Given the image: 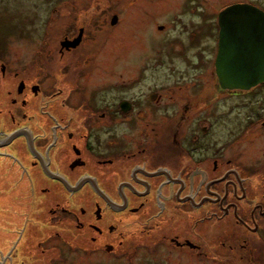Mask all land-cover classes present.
<instances>
[{"label":"flooded vegetation","instance_id":"af4514ba","mask_svg":"<svg viewBox=\"0 0 264 264\" xmlns=\"http://www.w3.org/2000/svg\"><path fill=\"white\" fill-rule=\"evenodd\" d=\"M76 1L60 5L89 17L63 34L62 56L96 31L117 26L118 16L99 19L113 3ZM202 25H194L191 43ZM66 78L46 84L31 70L0 63V264H56L67 249L129 259L163 244L167 217L205 208L204 217L233 216L251 232L264 229V168L254 166L262 179L254 192L246 185L250 169L238 165L235 149L250 129L256 131L252 138L264 134V99L238 98L264 82L230 89L218 80V99H196L179 98L174 87L183 84L68 87ZM127 88L134 92L118 93ZM241 111L247 115L239 117ZM229 119L234 125L226 137L217 127ZM228 152L235 157L226 158ZM170 241V247L201 248L179 235Z\"/></svg>","mask_w":264,"mask_h":264},{"label":"rangeland","instance_id":"374dc122","mask_svg":"<svg viewBox=\"0 0 264 264\" xmlns=\"http://www.w3.org/2000/svg\"><path fill=\"white\" fill-rule=\"evenodd\" d=\"M241 1L264 10V0H77L81 5L87 2L113 3V10L104 12L99 19L106 21L118 16L117 26H106L108 30L103 33L96 31L94 37L87 39L79 49L62 56L60 39L63 34L85 21L88 14L81 15L82 12L77 10L76 13L70 12L64 4L60 5L62 0H33L26 4L0 0V63L13 69L31 70L35 80L43 76L46 84H52L58 77L63 82L66 76L64 83L68 87L76 83H155L159 87L183 84L181 88L174 87L179 98L210 96L218 99V78L213 68L217 54V14L227 5ZM53 8L56 10L52 11ZM30 17L31 22L28 21ZM202 22L199 39L191 43V30ZM161 24L164 28L159 30ZM26 34L28 37L23 38L22 35ZM133 92L129 88L118 91L124 94ZM220 98L235 100L237 97ZM238 98L264 99V86ZM246 115V111H241L239 117ZM219 125L217 132L227 137L234 122L229 119ZM252 131H248L249 135L235 149L240 151L236 155L238 165L248 167V175L252 174L246 185L256 192L262 179L253 171L255 165L264 168V134L252 138L256 135V131ZM255 147L259 151L251 153ZM227 157L235 156L228 152ZM206 166L208 164L203 167ZM76 202L85 203V199L78 198ZM202 210L187 216L179 214L173 219L167 217L165 222L169 224L160 232L162 237H167L155 250L139 249L134 257L117 259L108 258L103 253L86 257L67 249L62 259L55 263L264 264V229L259 233L251 232L237 224L233 216L207 218L203 216L206 208ZM177 235L181 241L190 238L201 248L170 247L171 237Z\"/></svg>","mask_w":264,"mask_h":264},{"label":"water","instance_id":"95a60500","mask_svg":"<svg viewBox=\"0 0 264 264\" xmlns=\"http://www.w3.org/2000/svg\"><path fill=\"white\" fill-rule=\"evenodd\" d=\"M264 10L249 3L219 13L216 73L224 88L251 89L264 82Z\"/></svg>","mask_w":264,"mask_h":264}]
</instances>
